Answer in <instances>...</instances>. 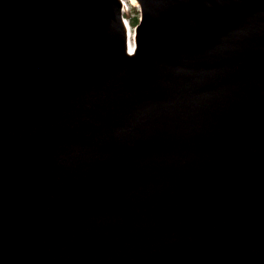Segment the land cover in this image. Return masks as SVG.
<instances>
[{"label": "water", "instance_id": "95a60500", "mask_svg": "<svg viewBox=\"0 0 264 264\" xmlns=\"http://www.w3.org/2000/svg\"><path fill=\"white\" fill-rule=\"evenodd\" d=\"M136 2L129 54L122 0H0V188L34 206L0 207V247L20 264H264V0ZM66 105L104 135L51 147ZM212 121L229 136L159 133Z\"/></svg>", "mask_w": 264, "mask_h": 264}, {"label": "bare ground", "instance_id": "6f19581e", "mask_svg": "<svg viewBox=\"0 0 264 264\" xmlns=\"http://www.w3.org/2000/svg\"><path fill=\"white\" fill-rule=\"evenodd\" d=\"M130 4H132L133 6H137V2L136 0H128ZM262 2V1H261ZM124 5L127 6V2L124 3ZM256 6V5H255ZM127 26H129L127 24ZM201 52V51H200ZM199 52V53H200ZM208 51H205L202 53V55L206 56ZM198 53V52H195V54ZM194 54V53H193ZM220 54V53H219ZM191 56V55H190ZM199 56V55H197ZM204 56V57H205ZM211 56V55H210ZM216 57V56H215ZM191 58H193L191 56ZM196 59V58H195ZM218 59V57H217ZM194 61V60H193ZM204 61V60H203ZM216 61V60H215ZM195 62V61H194ZM204 63V62H203ZM215 63V62H214ZM198 65V64H197ZM203 66V65H202ZM217 66V65H216ZM211 67V66H210ZM214 67V66H213ZM208 69V68H207ZM214 70V69H213ZM33 75H35V71H33ZM47 75H49V73H47ZM250 75H255V73L253 72L252 74ZM219 76V75H218ZM221 81V80H220ZM87 83V81H84V83L82 84L85 85ZM224 88V87H223ZM77 89V87H75L72 91H70V93H74L75 90ZM42 91H45V92H49L47 91L45 88L44 89H40ZM27 95H29V93H27ZM29 97H31V95H29ZM102 95L99 94L98 95V99L96 100V105L99 106L101 104V101H102ZM43 97L40 96V97H34L33 98V101H36L34 102V106H40L42 105L43 103ZM71 107V105H66L64 107H61L59 109H56L53 111L52 115L48 118V121H47V132H48V135H50V138H49V144H51V147L55 148L57 146L61 147V144H65V143H72V142H76L75 138L73 135H104V122L101 120V119H98L97 118V113L98 111L96 110L95 112V121L93 123V127H92V130L91 131H85V130H81L83 129V127H81V129L79 128V124L77 123V121H75V119H73V122L70 123L66 116L64 115V110H65V107ZM75 109H77V107H75ZM108 112H110L112 114V116H117L114 109H110ZM73 115H75V113H73ZM212 117V115H211ZM214 117V116H213ZM212 117V118H213ZM173 121V120H172ZM177 121V120H176ZM203 121V120H202ZM179 123V122H178ZM172 124V123H171ZM177 124V123H176ZM187 125V124H186ZM184 127V126H183ZM128 128V127H126ZM161 129V128H160ZM217 131L215 135H228L229 134L227 133V129L225 128V126L223 127H218L217 125V122L216 121H212L210 124H208L207 126H205L203 129H199L197 125L195 126H188V127H185V128H182V129H175L174 128H169L167 130H160V135H167V137H169V135H210V132L211 131ZM130 132V131H129ZM157 133V132H156ZM158 133V134H159ZM153 134V133H152ZM151 134H149L150 136ZM233 135V134H232ZM152 137V135H151ZM150 137V138H151ZM158 137V136H157ZM178 137V136H177ZM156 138V137H154ZM197 138V137H196ZM219 138V137H218ZM221 138V136H220ZM223 138V137H222ZM87 139H89V137L87 136ZM176 139V138H175ZM178 139V138H177ZM182 139V138H181ZM209 139H211L209 137ZM217 139V138H216ZM224 139V138H223ZM223 139H221L220 141H223ZM231 139V138H230ZM78 140V139H77ZM97 140V138L95 139ZM99 140V139H98ZM152 140V139H151ZM215 140V139H214ZM190 141V140H188ZM196 141V139H195ZM212 140H210L211 142ZM235 141V140H234ZM78 142V141H77ZM103 142V141H102ZM178 142V141H177ZM193 142V141H192ZM206 142V141H205ZM79 143H81V141H79ZM105 143H107V141H105ZM170 144V142H168ZM174 143V141H173ZM173 143H171V145H173ZM207 143V142H206ZM205 143V144H206ZM215 143V142H214ZM226 143V141H225ZM88 142L85 143V145H87ZM96 144V142H95ZM99 144V143H98ZM103 144V143H101ZM157 144V143H156ZM191 144V143H190ZM209 144V143H207ZM213 144V143H212ZM219 144V143H218ZM74 145V144H73ZM100 145V144H99ZM98 145V146H99ZM115 145V144H114ZM159 145V144H158ZM195 145V144H194ZM210 145V144H209ZM216 145V143H215ZM226 145V144H225ZM229 145V144H228ZM233 145V144H232ZM63 146V145H62ZM83 146V145H82ZM157 146V145H156ZM174 146V145H173ZM183 146V145H182ZM235 146V145H234ZM237 146V145H236ZM59 147H57V149H59ZM72 147V146H71ZM90 147V146H89ZM93 147H95V145H93ZM101 147L103 148V145H101ZM160 147V146H159ZM172 147V146H170ZM179 147V145H178ZM181 147V146H180ZM194 147V146H192ZM203 147V145H202ZM221 147V146H220ZM240 147V146H239ZM249 148V147H248ZM57 149H54L55 151H57ZM61 149V148H60ZM162 149V148H160ZM169 149V148H168ZM176 149V148H174ZM194 149V148H192ZM207 149H209V146L207 147ZM213 149V148H212ZM211 149V150H212ZM215 149H217V147H215ZM69 150V149H68ZM82 150V148H81ZM159 150V149H158ZM177 150V149H176ZM210 150V151H211ZM231 150V149H230ZM237 150V149H236ZM239 150V149H238ZM247 150V149H246ZM83 151H85V149L83 148ZM83 151H81V153H83ZM93 151V150H92ZM187 151V150H186ZM223 151H226L224 148H223ZM233 151H235V149H233ZM72 152V151H71ZM77 152V151H76ZM171 152V151H170ZM195 152V151H194ZM242 152V150L240 151ZM34 153V152H32ZM58 153V152H57ZM60 153V152H59ZM63 153H65V147H63ZM189 154V153H188ZM187 154V155H188ZM205 154V153H204ZM226 154V153H225ZM224 154V155H225ZM77 155V154H76ZM83 155H85V153H83ZM166 155V154H165ZM172 155V154H171ZM218 155H221V153H218ZM86 157V156H85ZM191 157V156H190ZM222 157V156H221ZM247 157H249V154L247 155ZM165 158V157H164ZM167 158V157H166ZM210 158V157H208ZM78 159H81V157H79ZM192 160V159H191ZM216 160V159H215ZM87 161V159L85 160ZM250 161V160H249ZM144 162V161H143ZM142 162V163H143ZM211 162V161H210ZM248 162V161H247ZM218 163V162H217ZM140 165V164H139ZM139 165L137 164V167H139ZM142 165V164H141ZM144 165V164H143ZM212 165V164H211ZM239 165V164H238ZM237 165V166H238ZM210 166V165H209ZM240 166V165H239ZM243 166V165H242ZM134 167V166H133ZM210 168V167H209ZM133 170V168L131 169ZM164 170V169H163ZM175 170V169H174ZM171 171V169H170ZM247 171V170H246ZM171 173V172H170ZM168 174V173H167ZM238 174V173H237ZM242 174V173H241ZM247 174V173H246ZM52 176V175H51ZM49 178H50V174L48 177H46V179H37L36 182L37 184L41 187V188H45L48 186V183H49ZM256 179V178H255ZM239 180V179H238ZM252 180V179H251ZM260 181V180H259ZM35 182V181H34ZM70 184V183H68ZM262 185V184H261ZM263 187V186H262ZM45 190V189H44ZM259 198V197H258ZM261 199H263V197H260ZM6 201H13L14 203H16L17 205H19V208H21V213H24L25 214H29L30 211H32L34 209V206H26L24 203H20L16 197L10 195L8 192H5V190H1L0 188V207H9V203L7 204ZM262 204V203H261ZM11 205V204H10ZM2 207V208H3ZM37 208V207H36ZM257 209V208H256ZM13 210V209H12ZM24 210V211H23ZM20 211V210H19ZM255 211V210H254ZM11 213H13V211H10ZM37 212V211H36ZM261 215H263V213H260ZM30 215V214H29ZM28 215H26L25 217H27ZM31 217V216H30ZM255 218V217H254ZM32 219V218H31ZM53 219V218H52ZM59 219V218H58ZM58 219H55L56 221H52L50 223H46V228L43 229L45 232L46 231H49L51 230L52 228H54V223H57L58 222ZM257 219V218H256ZM29 221V220H28ZM59 221H61V219H59ZM41 222V221H40ZM49 222V221H48ZM63 222V221H61ZM45 223V221H44ZM59 223V222H58ZM42 224V223H41ZM43 226V225H42ZM43 231V232H44ZM41 232V231H40ZM43 236V235H42ZM36 237V236H35ZM35 237H33L34 240H31L29 244V253H32L33 255V259H36L37 261H40L42 259H44L46 256H47V248H46V243L45 242V239H36L35 240ZM37 238V237H36ZM4 241L1 236H0V243ZM29 241V240H28ZM10 248V247H9ZM9 251H11V253L7 252V249H6V245L5 243L0 247V256L2 255H6L7 254V261L9 263L7 264H20L21 261H23V259L21 257H23V255H19L15 252H13L11 249H9ZM1 261V259H0ZM6 261V260H5ZM4 261V262H5ZM3 262V261H2ZM32 262V261H31ZM24 263V262H23ZM33 263V262H32Z\"/></svg>", "mask_w": 264, "mask_h": 264}, {"label": "rangeland", "instance_id": "374dc122", "mask_svg": "<svg viewBox=\"0 0 264 264\" xmlns=\"http://www.w3.org/2000/svg\"><path fill=\"white\" fill-rule=\"evenodd\" d=\"M129 2V1H128ZM128 5V4H127ZM132 5V4H131ZM138 11V7H129V9L127 10V11H125V18L127 19V20H131V18H133V17H135L134 15H136L135 13ZM101 74H102V72H99L98 73V75L99 76H101ZM88 74H82V75H80V76H78L77 78H76V80H74V81H71L70 83H69V87H68V89L66 90V91H69L72 87H73V85L75 84V83H78V81H80L83 77H85V76H87Z\"/></svg>", "mask_w": 264, "mask_h": 264}, {"label": "trees", "instance_id": "16d2710c", "mask_svg": "<svg viewBox=\"0 0 264 264\" xmlns=\"http://www.w3.org/2000/svg\"><path fill=\"white\" fill-rule=\"evenodd\" d=\"M136 24L137 23V17L135 16V17H133V24Z\"/></svg>", "mask_w": 264, "mask_h": 264}]
</instances>
